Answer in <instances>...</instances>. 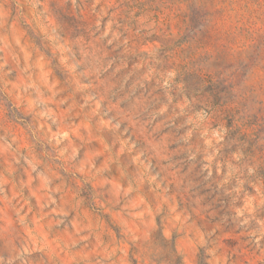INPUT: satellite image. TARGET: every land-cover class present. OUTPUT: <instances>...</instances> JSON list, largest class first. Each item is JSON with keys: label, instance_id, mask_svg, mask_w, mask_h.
Returning a JSON list of instances; mask_svg holds the SVG:
<instances>
[{"label": "clouds", "instance_id": "1", "mask_svg": "<svg viewBox=\"0 0 264 264\" xmlns=\"http://www.w3.org/2000/svg\"><path fill=\"white\" fill-rule=\"evenodd\" d=\"M0 264H264V0H0Z\"/></svg>", "mask_w": 264, "mask_h": 264}, {"label": "rangeland", "instance_id": "2", "mask_svg": "<svg viewBox=\"0 0 264 264\" xmlns=\"http://www.w3.org/2000/svg\"><path fill=\"white\" fill-rule=\"evenodd\" d=\"M71 21L69 20V23H70ZM85 83H87V82H85ZM27 194V193H26ZM34 199V198H33Z\"/></svg>", "mask_w": 264, "mask_h": 264}]
</instances>
